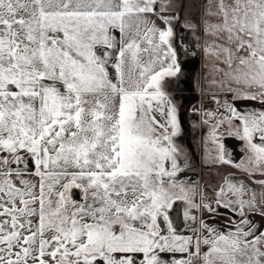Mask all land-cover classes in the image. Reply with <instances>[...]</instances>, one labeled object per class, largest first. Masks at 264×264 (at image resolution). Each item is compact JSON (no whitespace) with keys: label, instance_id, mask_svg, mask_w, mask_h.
Listing matches in <instances>:
<instances>
[{"label":"snow or ice","instance_id":"1","mask_svg":"<svg viewBox=\"0 0 264 264\" xmlns=\"http://www.w3.org/2000/svg\"><path fill=\"white\" fill-rule=\"evenodd\" d=\"M0 264H264V0H0Z\"/></svg>","mask_w":264,"mask_h":264},{"label":"flooded vegetation","instance_id":"2","mask_svg":"<svg viewBox=\"0 0 264 264\" xmlns=\"http://www.w3.org/2000/svg\"><path fill=\"white\" fill-rule=\"evenodd\" d=\"M189 60H190V63L188 64V66L190 67L195 66L196 62L198 61L196 57L194 60L192 59H189ZM192 74H193V71L192 70L189 71V79L192 78ZM188 85H189L188 80L182 85V88L184 90L179 91L182 95H181L178 105L180 106V111L182 113V118H183V132L180 138L184 142L187 148L188 155L191 161V166L186 170H192V169L196 170L195 172L193 171V173H190L191 172L190 171L185 174L184 178L190 179V178H193L195 175L202 176L205 170L203 168L199 169V171L197 170L198 169L197 164L199 162L198 151L200 152V148L198 149V143H199V139L201 140L202 136L204 135V130L200 124L199 111L191 114L195 106V103H196V102H193V98L196 97V94H198V90H195L193 88L191 92H188L186 89V86ZM188 119H191L190 123L187 122ZM187 123H188V126L186 127L185 125ZM211 176L218 177L217 171L215 170V172H212Z\"/></svg>","mask_w":264,"mask_h":264},{"label":"crops","instance_id":"3","mask_svg":"<svg viewBox=\"0 0 264 264\" xmlns=\"http://www.w3.org/2000/svg\"><path fill=\"white\" fill-rule=\"evenodd\" d=\"M188 37L189 36H187V38ZM197 55H198V62H199L198 66L199 67H198V70H197V73H196V77H195L197 79V86H198V87H196V89L198 90V92L202 91V94L201 95H199V93L197 94L198 95L197 96V102L195 103V105L197 106V109L199 111V105H201V104H204L205 106H210V105L211 106H215V105L211 102L210 98H205L206 93H205V90H203V88L201 86L202 82H203V77H204V68H203V65L201 63L200 54H197ZM212 91H213L212 89H208L207 90V93H208L209 96H210ZM199 119H200V124H201V114L200 113H199ZM202 138H203V136H202ZM227 143H228L229 147H235L236 146V142L233 141V140H229ZM198 153H199V162L197 164V168H198L197 170L199 171V169H201V168H203L205 170L202 176L198 175L199 176V179H198L199 184L203 185L205 183H207V184L215 183L219 179V177H213V176H211V173L215 172V170L217 171V169L211 168V167H209V166L204 164L202 147H200V152L198 151ZM238 155L239 154L237 153V156ZM181 210H182V214H183V205L182 204H181ZM256 219L258 221L260 220L259 217H257ZM182 220H183V215H182ZM211 222L215 223L217 225H223V223L225 221H224L223 216H220V217L216 218L215 220H213ZM181 230H183V228Z\"/></svg>","mask_w":264,"mask_h":264},{"label":"rangeland","instance_id":"4","mask_svg":"<svg viewBox=\"0 0 264 264\" xmlns=\"http://www.w3.org/2000/svg\"><path fill=\"white\" fill-rule=\"evenodd\" d=\"M193 11H194V9H193ZM185 35H186V40H187V41H192V40H193V37H192L191 32H186ZM187 36H189V37L187 38ZM192 51H198V50L195 48V45H194V44H193V46H192ZM197 56H198V55H196V56H192L191 53H190L189 56H188V59H192V60H194L195 57L198 59ZM200 56H201V63H202V65H204L203 56H202V55H200ZM203 68H204V66H203ZM206 71H207V70L204 68V74H205ZM196 73H197V72L193 73V74H192V78H191V79L193 80V82H194V89H195V90H197L196 87H198V86H197V79L195 78V77H196ZM195 83H196V84H195ZM170 91H172V92L174 93L175 98H176V103L178 104L179 101H180V98H181V95H182V94H181L179 91H177V90L174 88V86L170 88ZM195 92H196V91H195ZM196 96H197V94H196ZM194 112H198V109H197V106H196V105L194 106L193 111L191 112V114L194 113ZM187 122L190 123V122H191V119H188ZM177 142H178L179 144H181V145L184 147V149L186 150V152L188 153L187 148H186L184 142L181 140V138H179ZM200 145H201V146H200ZM200 147H202V149H203V142H202V140L199 139L198 148H200ZM202 153H203V152H202ZM190 171H191V172H190ZM193 171L195 172L196 170H195V169H192V170H185V174H186L187 172L193 173ZM184 177H185V175H184ZM184 177H183V178H184ZM184 179H189V178H184ZM198 179H199V176L195 175L193 178H190L189 180H191V181L194 182V183L199 184ZM183 208H184V206H183Z\"/></svg>","mask_w":264,"mask_h":264},{"label":"water","instance_id":"5","mask_svg":"<svg viewBox=\"0 0 264 264\" xmlns=\"http://www.w3.org/2000/svg\"><path fill=\"white\" fill-rule=\"evenodd\" d=\"M198 64L199 62H196V65L193 67L188 66V81L189 85L186 86V89L188 92H191L194 88V82L192 79H189V71H193V73L197 72L198 70ZM193 102H197V96L193 98ZM186 127L188 126V123L185 125ZM174 217L177 219V222H180L182 224V210H181V204L176 205V211L173 213ZM182 229V228H181Z\"/></svg>","mask_w":264,"mask_h":264},{"label":"built area","instance_id":"6","mask_svg":"<svg viewBox=\"0 0 264 264\" xmlns=\"http://www.w3.org/2000/svg\"><path fill=\"white\" fill-rule=\"evenodd\" d=\"M198 93H199V95H201V94H202V91H199ZM204 107L213 108V107H215V106H211V105H210V106H205L204 104L199 105V113H200V114H201L202 109H203Z\"/></svg>","mask_w":264,"mask_h":264}]
</instances>
